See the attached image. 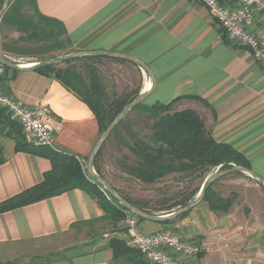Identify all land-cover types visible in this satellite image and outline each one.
Instances as JSON below:
<instances>
[{"label":"crops","instance_id":"0c3cea01","mask_svg":"<svg viewBox=\"0 0 264 264\" xmlns=\"http://www.w3.org/2000/svg\"><path fill=\"white\" fill-rule=\"evenodd\" d=\"M36 1L43 14L64 22L77 49L122 53L150 67L152 77L130 59L102 55L97 61L101 71L109 68L110 82L101 75L107 90L148 92L143 101L150 105L181 96L173 103L174 111L195 109L214 137L245 154L252 170L264 178V67L247 48L230 43L206 5L197 0ZM223 2L237 5L235 0ZM0 88L23 104L49 105L64 123L58 148L76 154L87 167L100 129L82 99L35 68L6 67ZM21 131L10 114L0 119L5 157L0 201L40 182L52 167L45 155L15 150ZM213 187L222 196L237 193L228 211L212 210L203 200L168 223L146 219L148 225L141 226L140 220L141 230L170 228L201 244L204 251L198 256L181 257L188 264H264L263 187L244 171L226 173ZM105 213L82 188L0 212V262L17 256L26 242L56 237ZM112 223L116 231L111 237L129 245L123 219ZM112 251L105 247L76 256L72 264H130L114 259Z\"/></svg>","mask_w":264,"mask_h":264},{"label":"trees","instance_id":"16d2710c","mask_svg":"<svg viewBox=\"0 0 264 264\" xmlns=\"http://www.w3.org/2000/svg\"><path fill=\"white\" fill-rule=\"evenodd\" d=\"M3 1L0 0V7ZM23 4L29 5L31 15L22 12ZM2 20L27 33L25 38L38 44L34 50L29 47L25 49L26 51L31 50L32 54L36 52V54L44 55L56 49H63L67 47L68 43H72L64 22L43 14L36 0H10ZM101 56L98 54L83 55L68 59L64 61L69 63L65 67L58 66L56 63L35 67L38 72L57 78L89 106L98 122L100 133L107 129L115 117L120 114V111L139 94L137 91H132L109 98L96 66L89 65L86 71L87 76H84L70 64L78 58L87 60L97 59ZM48 58L44 57L41 60ZM6 67L9 66L6 65ZM180 97L165 104L160 102L149 105L155 116L153 133L148 137L137 136L135 142L130 144L132 152L137 156V161L127 165L128 171L144 182L153 183L172 172H199L200 175L206 176L218 166L219 169H227L233 167V164H239L251 168L250 161L245 154L231 143L219 141L214 137L212 130L204 125V120L195 109L185 108L171 112L173 103ZM144 103V101L139 102L132 109H138ZM6 116H9L6 110L0 111V119ZM123 121L124 117L119 123H123ZM15 146L17 151L26 150L49 157L52 167L44 173V178L40 182L0 201V212L27 205V203H34L70 189L82 188L96 198L106 211L104 215L92 219L90 222L93 220L97 222L99 219L116 222L126 216L123 210L126 207L112 196V200L107 198L101 184L89 174L86 165L76 154L56 151L48 146L30 144L25 140L23 132L17 138ZM4 160L5 157L0 148V164ZM95 168L100 173L96 161ZM236 172L241 171L237 170ZM217 180L206 188L203 200L212 210L228 211L233 206L237 193L232 192L229 196H222L213 187ZM201 186L193 189L182 200L172 203L168 209L177 205L180 207L186 205L199 192ZM121 194L128 201L152 213L146 199L132 198ZM191 209L175 218L159 222L168 223L184 217ZM139 218L140 220L146 219L143 216H139ZM107 247L112 248L113 258L116 260L122 259L130 264H152L143 257L137 248L127 245L125 240L117 236L108 240ZM13 262L10 260L0 262V264H13Z\"/></svg>","mask_w":264,"mask_h":264},{"label":"rangeland","instance_id":"374dc122","mask_svg":"<svg viewBox=\"0 0 264 264\" xmlns=\"http://www.w3.org/2000/svg\"><path fill=\"white\" fill-rule=\"evenodd\" d=\"M21 9L26 15H31L32 13L28 4L27 6L24 5ZM2 16L0 17V55L12 61L21 64L36 63L44 57L61 56L77 49L72 43H68L67 47L56 49L44 55L36 54V52L32 54L30 53L31 50L26 51L25 49L29 47L34 50L38 47V44L26 39L27 33L19 30L16 26L6 24L2 20ZM97 59L90 58L85 60L78 58L70 64L84 76H87L86 71L89 65L96 66L100 76L102 75L105 80L110 82L109 68L102 67L107 72L104 75L103 70L101 71L100 69L102 65ZM68 64L61 62L57 65L65 67ZM106 91L109 98L126 92L117 89H106ZM149 105L148 103H144L138 109H131L124 116L123 123H118L112 128L111 133L104 141L105 143L101 146L99 151L101 153L95 156V161L97 162L100 174L118 192L132 198L146 199L149 202L152 213L163 214L169 212V210L178 209L180 205L170 209L168 207L175 201L182 200L196 187L201 186L204 179L210 173L202 176L199 172H172L153 183H147L128 171L127 165L136 163L137 161V156L132 152L130 144L135 142V137L137 136L148 137L153 133L155 116ZM173 111L174 109L172 108L171 112ZM201 202L193 206L192 209ZM144 220L146 219H143V222L141 221V226H144V223L148 225L149 222H144ZM262 224H264V220ZM115 227L116 225L111 220L106 219L74 225L68 232L56 237L24 243L19 254L10 260L14 261L13 264H72L73 258L76 256L98 252L99 249L107 247L108 239L116 231Z\"/></svg>","mask_w":264,"mask_h":264},{"label":"built area","instance_id":"2783aa9c","mask_svg":"<svg viewBox=\"0 0 264 264\" xmlns=\"http://www.w3.org/2000/svg\"><path fill=\"white\" fill-rule=\"evenodd\" d=\"M198 1L207 6L230 43L247 48L253 58L264 67V0H235L237 5L226 4L223 0ZM5 72L6 65L0 62V79ZM2 110H6L20 124L28 143L60 151L57 136L63 130L64 123L49 105L23 104L0 88V111ZM102 190L112 200V195L103 187ZM123 210L126 213L123 224L128 244L137 248L152 264H188L181 257H196L204 251L201 244L182 237L170 228L152 233L142 231L139 215L128 208Z\"/></svg>","mask_w":264,"mask_h":264},{"label":"water","instance_id":"95a60500","mask_svg":"<svg viewBox=\"0 0 264 264\" xmlns=\"http://www.w3.org/2000/svg\"><path fill=\"white\" fill-rule=\"evenodd\" d=\"M8 3H9V0L3 1V4H2L1 9H0V17L4 13L5 8L7 7ZM96 54L125 57L127 59H130L133 62L140 64L143 67V69L146 70V72L150 73V76L152 77V72H151L150 67L143 60L138 59L137 57H134V56H130V55L122 54V53H117V52H112V51L82 50V49L77 50L76 49L75 51L69 52L65 55L55 56V57H51V58H48L45 60H40V61H37L36 63L31 62L30 65H23L21 63H17L15 61H12V60L4 57L3 55H0V62H2L3 64H5L7 66L18 68V69H33L39 65H45V64H49V63L58 64V63L67 61L68 59L77 58V57H80L83 55H96ZM147 95H148V92H143V93L138 94L133 99V101L129 102L120 111V114H118L115 117V119L109 124L107 129H105L100 134V137L97 140V142H95L96 144L94 145V148H93V150H92V152L88 158V161H87V169L88 170L87 171L89 172L90 175L94 176L97 179L99 184H101V186L106 191H108V193H110L112 195V197L116 198L126 208H128L129 210H131L132 212L136 213L139 216H143L146 219L162 221V220H166V219L175 218L179 214H182L183 212L190 210L193 206H195L196 204H198L199 202H201L203 200L205 190L210 184H212L215 180L220 178L222 175L229 173L231 171L239 170V171L247 172L253 178H255L260 185H262L264 187V178L261 175H259L257 172L252 170V168H249V167H246L243 165H239V164H233V167L231 166V168H227V169L217 168L213 172L208 174L207 177L204 179V182H203L199 192L196 193L195 197L191 198V200L186 205H184L182 207H178V209L173 210L171 212H167V213H163V214H154V213L148 212V211L140 208L139 206L133 204L132 202L128 201L124 196H122V194L120 192H118L110 183H108V181L98 171H96V168H95L96 157L95 156H97V154L99 153L102 144L105 143L104 141L106 140V138L111 133L112 128H114V126H116L123 119V117L126 115V113L130 109H132L137 103L142 102L145 98H147Z\"/></svg>","mask_w":264,"mask_h":264},{"label":"bare ground","instance_id":"6f19581e","mask_svg":"<svg viewBox=\"0 0 264 264\" xmlns=\"http://www.w3.org/2000/svg\"><path fill=\"white\" fill-rule=\"evenodd\" d=\"M31 63H23V65H30Z\"/></svg>","mask_w":264,"mask_h":264}]
</instances>
